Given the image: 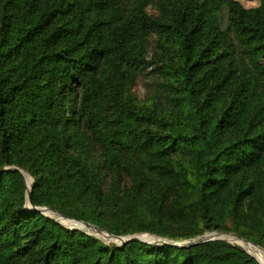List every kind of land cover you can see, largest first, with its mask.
<instances>
[{
	"label": "trees",
	"instance_id": "trees-1",
	"mask_svg": "<svg viewBox=\"0 0 264 264\" xmlns=\"http://www.w3.org/2000/svg\"><path fill=\"white\" fill-rule=\"evenodd\" d=\"M19 169L35 208L116 236L264 247V0H0V264H259L69 230Z\"/></svg>",
	"mask_w": 264,
	"mask_h": 264
},
{
	"label": "rangeland",
	"instance_id": "rangeland-1",
	"mask_svg": "<svg viewBox=\"0 0 264 264\" xmlns=\"http://www.w3.org/2000/svg\"><path fill=\"white\" fill-rule=\"evenodd\" d=\"M235 1H238L243 7L247 8V9H255V8H258L260 6V0H235ZM149 11L151 13H154V11L149 8ZM134 91L136 92V95L138 98H141L143 99L144 98V95L146 94V91H145V85H144V80L142 81L141 79L138 80L137 84L135 85L134 87ZM94 159H93V163L95 164V166L98 168V171H99V177L101 179H104V175L103 174V170H102V167L100 165V158L98 157V155L96 154H93ZM10 167H14V166H6L4 169H9ZM21 170V169H19ZM24 171V170H23ZM25 172V180H26V185L28 187V190L29 188L33 187L34 185V179L29 175V173H27L26 171ZM28 195V194H27ZM26 209L31 211V210H39L41 211L45 216L51 218V219H54L56 222H58L59 224H61L62 226L66 227L67 229L69 230H80V231H84L86 232L87 234L89 235H92V236H95L101 240H103L107 245H110V246H117V247H120V246H123L124 244H121L119 242V240L111 237L108 235L109 234H112L110 232L108 233H96V232H92L90 231L89 229H84V228H80V227H69L67 225H65L64 223H62L61 221L57 220L56 217H54V214H58L59 216H62L68 220H72V221H78V222H86V223H89L91 225H94V226H97L91 222H87V221H82V220H77L75 218H72V217H68V216H64L63 214H61L59 211H56V210H53L51 209L50 207H47V206H42V207H38V208H35L33 206V204L29 203L28 200H27V204H26ZM99 227V226H98ZM107 231V230H106ZM103 234H106L105 236ZM175 234H179V232H175ZM205 234H221L220 237H218L217 239H214V240H223V241H226V242H229V243H232V244H235V245H238L240 247L243 248V250L249 254L251 257H253L259 264H264V261H261L255 254H253L248 246H246L244 244V242L248 243L249 244H252V245H255V246H258L260 249L264 250V247L261 246V245H258L250 240H248L247 238H244L242 236H240L239 234L237 233H234V232H221V231H218V230H214V231H207L205 232L203 235ZM113 235V234H112ZM135 235H152V236H156L158 237V239H166V240H169V241H172L174 243H188L190 242V240L198 237V236H195V237H191V238H186V239H173V238H169V237H165V236H158L156 234H152L150 232H138V233H132V234H129V235H124L122 237H130V236H135ZM116 236V235H115ZM202 236V235H200ZM236 237H241L245 240H238ZM107 237V238H106ZM233 238V239H232ZM142 240H145V241H148V242H153L154 241V238L150 237V238H143ZM157 240V239H156ZM214 240H211V241H214ZM138 241V240H137ZM143 242V241H142ZM243 242V243H242ZM147 243V242H145ZM151 244V243H150ZM153 244V243H152ZM157 245H160L162 246V244H157ZM252 253V254H251Z\"/></svg>",
	"mask_w": 264,
	"mask_h": 264
},
{
	"label": "water",
	"instance_id": "water-1",
	"mask_svg": "<svg viewBox=\"0 0 264 264\" xmlns=\"http://www.w3.org/2000/svg\"><path fill=\"white\" fill-rule=\"evenodd\" d=\"M24 176L26 175L25 172L23 170H19ZM26 177V176H25ZM31 190L32 188L30 187L29 190H28V195H27V200L28 202L31 204ZM40 210V209H39ZM64 218V217H63ZM78 222V221H76ZM81 224H83L84 226V229H89L90 231L92 232H99V233H108V231H106L105 229L101 228V227H98V226H94V225H91L89 223H86V222H79ZM109 236L119 240V242L121 244H124L126 242H129V241H133V240H138V241H143V242H147L148 244H167V245H172V246H178V247H189V246H192V245H197V244H201V243H204V242H208V241H211V240H214V239H217L218 237H220L221 234H205V235H202V236H198L192 240H190V242L188 243H174L172 241H169V240H166V239H158V237L156 236H153L155 237L157 240L155 242H148V241H145V240H142L140 238V235H135V236H130V237H122V236H115V235H112V234H109ZM149 236H152V235H149ZM238 240H245L241 237H236Z\"/></svg>",
	"mask_w": 264,
	"mask_h": 264
},
{
	"label": "bare ground",
	"instance_id": "bare-ground-1",
	"mask_svg": "<svg viewBox=\"0 0 264 264\" xmlns=\"http://www.w3.org/2000/svg\"><path fill=\"white\" fill-rule=\"evenodd\" d=\"M54 217H56L57 220L61 221L62 223H64L65 225L69 226V227H80V228H84L83 224L79 223V222H75V221H72V220H68L66 218H63L62 216H59L58 214H54ZM98 233V232H96ZM104 236L106 234H103ZM154 238V241H156V238L153 237V236H149V235H140V238L143 239V238ZM107 238V237H106ZM233 239V238H232ZM241 241V240H240ZM243 243V242H242ZM244 244L246 246H248L249 250L255 254L261 261H264V250L260 249L258 246H255V245H252V244H249L244 242ZM251 253V254H252Z\"/></svg>",
	"mask_w": 264,
	"mask_h": 264
}]
</instances>
